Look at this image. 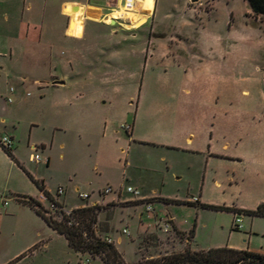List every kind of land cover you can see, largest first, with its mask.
Returning <instances> with one entry per match:
<instances>
[{
    "label": "rangeland",
    "instance_id": "374dc122",
    "mask_svg": "<svg viewBox=\"0 0 264 264\" xmlns=\"http://www.w3.org/2000/svg\"><path fill=\"white\" fill-rule=\"evenodd\" d=\"M59 10L57 0L56 20ZM80 29L81 24L76 34ZM125 29L112 32V27L88 23L85 39L72 41L81 52L62 51L53 65L36 61L46 63V72L25 60L23 81L0 74V119L8 121L2 127L14 135L13 153L55 192L71 183L78 193L119 202L97 204L104 207L99 228L109 230L127 264H135L139 253L159 256L185 247L173 228L168 233L157 229L154 215L162 221L173 217L183 232L194 229L193 250L237 245L264 251V218L241 214L244 229L232 230L234 214L188 204L201 198L202 204L251 210L264 203V16L256 17L245 0H156L146 24ZM65 73L69 85L107 103L88 116L94 118L89 137L54 129L64 116L74 126L84 114V103H73L58 119L51 74L62 79ZM11 87L15 91L6 93ZM135 115L140 137L189 147L136 144L131 150L130 130L122 125L132 127ZM188 139L192 145L187 146ZM36 154L45 161L51 157L50 165L31 161ZM130 186L147 201L124 202L137 199L127 191ZM108 188L111 194L101 197ZM78 193L69 204L82 202ZM157 198L178 202L152 200ZM146 203H152V217ZM46 206L60 218L50 201ZM46 227L41 218L36 223L23 213L5 219L0 264L28 242L29 231L46 234ZM155 233L158 240L143 244ZM71 259L77 264L88 257L72 252Z\"/></svg>",
    "mask_w": 264,
    "mask_h": 264
},
{
    "label": "crops",
    "instance_id": "0c3cea01",
    "mask_svg": "<svg viewBox=\"0 0 264 264\" xmlns=\"http://www.w3.org/2000/svg\"><path fill=\"white\" fill-rule=\"evenodd\" d=\"M58 1L60 5V16L65 17L67 19L61 17H59L60 19L58 20L55 19L57 0H0V74L4 78L10 79L14 76H20V81H23V61L25 60L32 62L31 65L34 66L33 69L39 70L42 66L41 69L46 72V63L43 62V64H41L40 66V64L36 61H39L40 59L42 61L48 60L51 62V65H53L55 64L57 55H59L62 51H66L70 55L73 53L81 52L80 47L77 48L78 46H73L72 41L77 43L85 39L88 23L112 27V32H117L119 28L121 29L122 26L126 27L125 24H129L131 27V29H125V31L137 29L142 25L146 24L148 20L154 16L156 5V0H148L147 3L149 2L150 7L149 9H147L145 7V0H137L135 11L129 13L124 10L122 3L118 4L116 0ZM69 7L72 11H74L76 8L83 9L82 19L80 22L76 23L75 30L73 33H71V23L73 17L70 13L66 12ZM113 12L127 13L132 16H138V20L146 19V21L144 24L136 28L135 22L130 21L125 16H120L118 17L119 21L117 19L115 24H111L108 19ZM91 14H98L100 17L96 19L91 17ZM80 24V32L79 34H76ZM116 28H118L117 31ZM56 31L60 33L62 31V36L59 35L61 37L58 38V36L56 35ZM37 72L38 71H36L35 73ZM67 77V73L63 74L62 79L57 78L53 76V74H51V86L54 90H56V92H58V96L56 97L55 102L56 109H58V119L61 118L60 113L62 108L71 106L73 103H79V105L84 103V114H82V117H85H81V119L78 121L79 123H76V125L72 126L70 123L71 121L69 119L66 120L64 116V123L55 124L54 129L56 131H63V133L70 132L77 134L78 136L83 135L84 137H89L90 135H92L91 129L92 123L94 122V118L91 119V117L88 118V116L91 114V112H99L101 109H104L106 107L105 104L107 103L106 101L102 102L100 100L95 99L94 97L89 96L88 90H86V88L84 87H81L79 85H69L66 82ZM34 82L37 84L38 80H35ZM7 91L13 93L15 89L11 87L10 89H5L6 93ZM11 102V99H9V103ZM3 109L7 111V105H5V108ZM125 118L126 120H129V113L126 115ZM6 122H8L6 121V119H0V136L6 135L12 139L13 146L11 150L13 153L14 135L6 126L2 127V125L6 124ZM122 128H124V125H122ZM137 131L138 118L137 115H135L132 120V127L129 132V139L126 141L131 150H133L134 145L136 144L139 146L152 145L156 148H168L175 150L181 148H188V145L193 144V140L190 139H188V147L181 146L180 144H178V141L176 142V140L169 141L165 138L160 141H151V138L148 139L147 137H140ZM34 147L35 146L32 147L33 150ZM191 151L197 150L193 148L191 149ZM16 154L13 153L15 159L20 165L17 164L13 159H11L0 145V203L4 199L8 200L9 202L6 207H3L0 210V227L5 219L11 218L18 213H23L27 215L28 218L31 217L34 222L39 223V218L41 217L37 215V213L29 206L20 202V199H23L22 197L35 198L39 200L45 207H47V200H45L43 193L31 181L27 173L32 175L37 180H41L39 178L41 176H35L34 174H32L30 172L32 167H26L25 163L22 162V160ZM61 157L64 158L63 155H61ZM33 158L34 155H31V161H35L37 163H41L42 161H44L46 162L47 166H49L51 163V157H48L46 161L43 160L41 157L40 162L34 160ZM45 188L57 200L60 206H62L63 209L68 211L86 206H94L102 203H104V205L108 204L109 202L119 203L116 202L115 199H109L105 201L104 198L97 199L91 194H89L90 198L88 200L80 199L82 200V202L78 204H69L72 195H76L79 191V188L77 186H74L69 183L66 185V187L59 186L56 192L54 190H51L46 184ZM59 188H63L64 190V193L62 195L58 194ZM8 193L9 195H7ZM79 195L80 192L78 193V197L80 198ZM102 195L103 193H100L101 197ZM103 196L105 197L107 195ZM147 199L148 198L144 196L138 199L126 200L124 202ZM195 202L202 203L201 198L195 200ZM147 204L151 205L152 203H146L145 205L147 206ZM146 212L148 216L152 217V214H154V209L151 212H148L146 210ZM154 216L157 220L156 215ZM171 218L173 219V224L178 229L175 219L173 217ZM44 223L47 226L46 228H48L44 229V232L46 234H42L41 232H36L34 234L32 231H29L28 236L30 237L28 239V242L23 243L22 246L16 252L12 253L9 258L1 264H71L72 252L76 254L77 258L80 255H86L88 257V259L84 261L81 260L82 262H79L78 260L77 264H93L92 260L94 262H98L96 264H105L100 258H92L88 254H80L75 252L69 246V243L64 236L60 235L57 231L49 227L45 221ZM97 233L100 235L99 228H97ZM102 237L110 238L113 241V244L116 246V241L109 235V232L102 235ZM45 238H48L49 241L46 242L44 240ZM230 248L241 250L243 249L241 246L237 245H232L230 246ZM181 250L183 249H180L178 251ZM250 251L264 254V251L258 248H251Z\"/></svg>",
    "mask_w": 264,
    "mask_h": 264
},
{
    "label": "trees",
    "instance_id": "16d2710c",
    "mask_svg": "<svg viewBox=\"0 0 264 264\" xmlns=\"http://www.w3.org/2000/svg\"><path fill=\"white\" fill-rule=\"evenodd\" d=\"M245 1L248 3L250 10L256 17L264 16V0ZM3 150L11 159L19 164L15 159L12 150L5 148H3ZM27 175L43 195L51 202L52 206L62 208L57 200L46 190L45 184L42 180H37L28 173ZM22 198L23 199H20V202L33 209L49 227L64 236L68 241L69 246L75 252L88 254L92 258H100L105 264H127L116 246L108 243L105 238L102 237V235L109 232V230H101L99 228V214L104 209L103 206L94 205L73 209L70 215H67L63 211H58L60 218H57L37 199L31 197ZM152 200H158L166 204L178 202L162 198ZM188 204L200 209H212L233 213L235 215L243 214L255 218H264V203H261L255 209L251 210L237 207L213 206L199 202ZM97 228H99L100 235L97 233ZM173 232L176 235V239H178L181 244H185L183 250L159 256H147L144 253H139L142 248V245L140 244L138 247V253L141 257L135 264H264V254L250 250H241L230 247L193 250L191 244L194 239V229L189 233H186L177 229L173 224ZM156 240H158V236L155 233L154 235L144 237L143 244H146L147 246V244Z\"/></svg>",
    "mask_w": 264,
    "mask_h": 264
},
{
    "label": "built area",
    "instance_id": "2783aa9c",
    "mask_svg": "<svg viewBox=\"0 0 264 264\" xmlns=\"http://www.w3.org/2000/svg\"><path fill=\"white\" fill-rule=\"evenodd\" d=\"M118 4H121L123 5V8L126 12H133L135 11L136 9V3H137V0H116ZM121 20V19H120ZM117 19H115V23H116ZM119 21V19H118ZM146 21V19H145ZM144 21V23H145ZM143 23V24H144ZM122 25V24H120ZM136 27V26H135ZM124 129H127V130H131V127L129 126H124ZM0 145L5 148V149H8V150H11L12 149V146H13V141L12 139L9 137V136H6V135H3V136H0ZM34 150H36V148L34 147ZM34 160L40 162L41 161V156L39 154H36L34 155ZM127 191L129 193H132L137 199L140 198V192L137 190V189H134L132 187H128L127 188ZM112 192L111 188H108L106 189L104 192H103V195H108ZM64 193V190L63 188H59L58 190V194L59 195H62ZM80 198L82 200H88L90 198V195L88 193H80ZM45 200L49 201L45 196H44ZM8 200L4 199L1 203H0V210L3 208V207H6L8 205ZM52 210H54L55 212L56 211H63L65 212L67 215H70L71 211H68V210H65L61 207H58V206H52L51 208ZM146 210L148 212H151L153 210L152 206L147 204L146 206ZM157 227L158 229L163 232V233H168L170 230H172L173 228V219L171 217H167L165 219V221H162V220H157ZM233 229H236V230H241L243 229V220L241 218V215L240 214H237L235 215V218H234V221H233ZM123 234L125 235H129L128 233V230L127 229H123L122 231ZM105 240L110 243V244H113V241L110 239V238H105Z\"/></svg>",
    "mask_w": 264,
    "mask_h": 264
},
{
    "label": "bare ground",
    "instance_id": "6f19581e",
    "mask_svg": "<svg viewBox=\"0 0 264 264\" xmlns=\"http://www.w3.org/2000/svg\"><path fill=\"white\" fill-rule=\"evenodd\" d=\"M147 1L148 0H145V7L147 9H149L150 4H149V2L147 3ZM147 4H148V6H147ZM66 12L70 13L72 15V17H73V20H72V23H71V33H73L74 30H75L76 23L80 22L81 19H82L83 9L82 8H76L74 11H72L71 8L69 7ZM120 16H125L130 21L135 22L136 28L141 26L144 23V21H145L144 19L138 20V16H132L130 14L122 13V12L121 13L120 12H113L112 15L109 17L108 21L113 24V22L115 23V19H118V17H120ZM112 19H114V20H112ZM125 26H126L127 29H131L129 24H125Z\"/></svg>",
    "mask_w": 264,
    "mask_h": 264
}]
</instances>
